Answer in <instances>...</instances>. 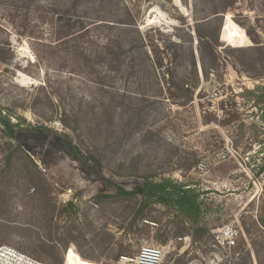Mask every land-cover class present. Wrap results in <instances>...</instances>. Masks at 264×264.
<instances>
[{"label":"rangeland","instance_id":"rangeland-1","mask_svg":"<svg viewBox=\"0 0 264 264\" xmlns=\"http://www.w3.org/2000/svg\"><path fill=\"white\" fill-rule=\"evenodd\" d=\"M228 18L244 46L224 41ZM0 43V109L20 120L15 140L0 124V247L46 264H136L148 247L162 264H257L264 0H0ZM147 184L191 191L198 211Z\"/></svg>","mask_w":264,"mask_h":264},{"label":"trees","instance_id":"trees-1","mask_svg":"<svg viewBox=\"0 0 264 264\" xmlns=\"http://www.w3.org/2000/svg\"><path fill=\"white\" fill-rule=\"evenodd\" d=\"M59 20V19H57ZM60 22H62L63 24H65L66 21H64L63 19L59 20ZM126 26L130 25L128 23H124ZM85 29L82 28L81 31H84ZM77 34V33H76ZM74 34V35H76ZM72 36V35H71ZM67 37L65 36L64 38L60 39L59 41L63 42L65 41ZM201 47L203 46H207L210 48L211 50V55L214 58V60L217 62L218 61V57L216 54V50L220 47V44L218 43V41H212L211 39H207V38H201L200 39V43ZM123 46V44L119 41L118 43V48L121 49ZM124 47V46H123ZM13 59V55H12V51H11V47L9 45V43H0V62L6 66H9L8 63H10V61ZM156 65V63H155ZM183 92H186L187 94H189L190 89L189 88H183ZM189 101H192L193 99H191V97H188ZM14 118H18V117H14ZM17 121L19 123H14L12 120V116L9 114H3V110L0 109V124L3 126L4 131L7 133V137L11 140H15L16 136H17V132L20 129V120L17 119ZM41 129H43V127H37L36 130L41 131ZM17 150H21L20 147H16ZM73 151H75L76 153H79V150L76 146L72 147ZM91 160H93L94 162H97V160L94 157H90ZM147 191L144 193V195L148 196L153 194V196H155L157 198V201L159 203H166L169 205L174 206L175 208H177L181 214H183L184 216L190 217L192 216V213H194L195 211H198L199 206H197V200L193 199L190 195L191 191H185L181 194L179 193H167L169 191H166V187L162 186V185H152V184H147ZM122 194H125L122 192ZM257 224L260 228V235H259V239L261 241H258L257 239L254 241H251V250L248 252V256H251V253H253L257 264H264V219H260L257 221ZM262 229V230H261ZM196 232L198 230H204L201 229L199 227H197ZM247 234L250 236V231L248 229H245ZM181 235H183V233H181Z\"/></svg>","mask_w":264,"mask_h":264},{"label":"built area","instance_id":"built-area-1","mask_svg":"<svg viewBox=\"0 0 264 264\" xmlns=\"http://www.w3.org/2000/svg\"><path fill=\"white\" fill-rule=\"evenodd\" d=\"M56 126L60 123H55ZM229 234H232L229 231ZM163 250L160 247L144 248L136 258V264H162ZM0 264H46L12 247H0Z\"/></svg>","mask_w":264,"mask_h":264},{"label":"bare ground","instance_id":"bare-ground-1","mask_svg":"<svg viewBox=\"0 0 264 264\" xmlns=\"http://www.w3.org/2000/svg\"><path fill=\"white\" fill-rule=\"evenodd\" d=\"M223 39L224 41L235 45L244 46L247 44V40L242 30L239 29V27L236 26L229 18L227 19L223 30Z\"/></svg>","mask_w":264,"mask_h":264}]
</instances>
